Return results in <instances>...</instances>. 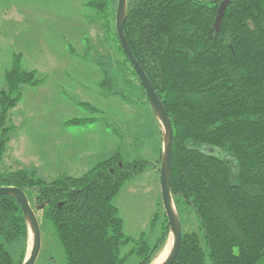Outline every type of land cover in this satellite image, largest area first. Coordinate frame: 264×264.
<instances>
[{"label":"trees","instance_id":"16d2710c","mask_svg":"<svg viewBox=\"0 0 264 264\" xmlns=\"http://www.w3.org/2000/svg\"><path fill=\"white\" fill-rule=\"evenodd\" d=\"M117 2L90 0L89 5L101 30L115 34L123 61L149 101L117 34ZM124 31L173 125L175 208L181 219L184 206L198 223V230L183 228L173 264H263L264 0H127ZM6 83L0 90V164L14 129L10 111L22 88L40 80L21 68L16 55ZM147 164L125 162L117 152L80 176L62 174L52 181L35 170L0 167V187H19L27 196L32 192L31 206L56 230L64 264H124L132 255L138 256L137 264H153L170 235L166 214L162 234L151 245L144 234H125L112 201ZM29 242L21 204L0 194V264H23ZM130 243L133 247L122 254ZM9 245L15 247L16 262Z\"/></svg>","mask_w":264,"mask_h":264},{"label":"rangeland","instance_id":"374dc122","mask_svg":"<svg viewBox=\"0 0 264 264\" xmlns=\"http://www.w3.org/2000/svg\"><path fill=\"white\" fill-rule=\"evenodd\" d=\"M89 1L0 0V90L7 89L6 73L16 55L21 68L34 71L40 80L22 88L20 102L10 111L14 129L0 167L35 170L52 181L62 174L80 176L117 152L125 162H148L125 181L112 201L125 234L133 238L144 234L154 245L165 218L162 126L130 65L123 61L115 34L101 30ZM115 2L111 0V6ZM74 118L94 120L68 122ZM28 197L32 203V192ZM179 211L183 228L198 230L195 216L184 206ZM38 219L42 241L34 264H64L56 230L42 212ZM171 240L169 235L153 264L165 261ZM132 247L133 243L123 246L122 254ZM9 249L16 262L15 247ZM138 260L132 255L124 264Z\"/></svg>","mask_w":264,"mask_h":264},{"label":"water","instance_id":"95a60500","mask_svg":"<svg viewBox=\"0 0 264 264\" xmlns=\"http://www.w3.org/2000/svg\"><path fill=\"white\" fill-rule=\"evenodd\" d=\"M226 6H223L219 17L222 18ZM127 18V0H118L116 9V30L123 47V50L137 72L143 87L146 91L150 104L152 105L157 118L162 126L163 135V149H162V166H161V185H162V199L165 214L167 216L170 235L172 236L169 247V254L162 264H173L181 247L183 226L179 214L175 208L171 194V172L173 162V147H174V132L170 116L153 87L149 77L144 71L143 67L133 54L130 45L125 36V22ZM0 194L13 195L21 204L25 218L29 225L30 242L27 256L23 264H34L41 248V225L36 212L31 206L26 192L19 187H0ZM29 242V243H30Z\"/></svg>","mask_w":264,"mask_h":264},{"label":"bare ground","instance_id":"6f19581e","mask_svg":"<svg viewBox=\"0 0 264 264\" xmlns=\"http://www.w3.org/2000/svg\"><path fill=\"white\" fill-rule=\"evenodd\" d=\"M154 264H156V263H154ZM158 264V263H157Z\"/></svg>","mask_w":264,"mask_h":264}]
</instances>
